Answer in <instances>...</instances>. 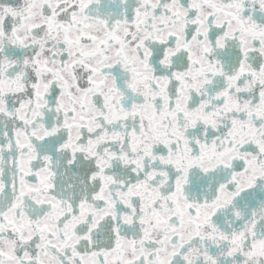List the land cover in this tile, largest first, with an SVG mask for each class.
Wrapping results in <instances>:
<instances>
[{"label": "snow or ice", "instance_id": "obj_1", "mask_svg": "<svg viewBox=\"0 0 264 264\" xmlns=\"http://www.w3.org/2000/svg\"><path fill=\"white\" fill-rule=\"evenodd\" d=\"M0 264H264V0H0Z\"/></svg>", "mask_w": 264, "mask_h": 264}]
</instances>
